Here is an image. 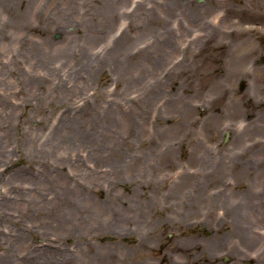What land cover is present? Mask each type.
<instances>
[{
	"label": "rangeland",
	"instance_id": "rangeland-1",
	"mask_svg": "<svg viewBox=\"0 0 264 264\" xmlns=\"http://www.w3.org/2000/svg\"><path fill=\"white\" fill-rule=\"evenodd\" d=\"M3 1L0 264H264V0Z\"/></svg>",
	"mask_w": 264,
	"mask_h": 264
},
{
	"label": "bare ground",
	"instance_id": "bare-ground-1",
	"mask_svg": "<svg viewBox=\"0 0 264 264\" xmlns=\"http://www.w3.org/2000/svg\"><path fill=\"white\" fill-rule=\"evenodd\" d=\"M1 3H4V1H3V0H0V4H1Z\"/></svg>",
	"mask_w": 264,
	"mask_h": 264
},
{
	"label": "water",
	"instance_id": "water-1",
	"mask_svg": "<svg viewBox=\"0 0 264 264\" xmlns=\"http://www.w3.org/2000/svg\"><path fill=\"white\" fill-rule=\"evenodd\" d=\"M200 1H202V0H200ZM227 141V140H226Z\"/></svg>",
	"mask_w": 264,
	"mask_h": 264
}]
</instances>
